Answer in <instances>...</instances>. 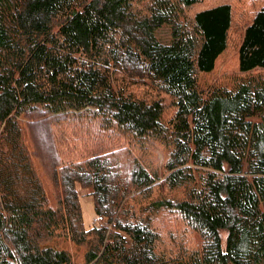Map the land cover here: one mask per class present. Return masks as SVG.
Wrapping results in <instances>:
<instances>
[{
  "label": "trees",
  "instance_id": "obj_1",
  "mask_svg": "<svg viewBox=\"0 0 264 264\" xmlns=\"http://www.w3.org/2000/svg\"><path fill=\"white\" fill-rule=\"evenodd\" d=\"M248 7L0 0V264H264V0ZM230 50L235 78L204 85ZM87 110L163 146V180L130 147L42 160L29 123Z\"/></svg>",
  "mask_w": 264,
  "mask_h": 264
},
{
  "label": "rangeland",
  "instance_id": "obj_2",
  "mask_svg": "<svg viewBox=\"0 0 264 264\" xmlns=\"http://www.w3.org/2000/svg\"><path fill=\"white\" fill-rule=\"evenodd\" d=\"M253 0H227L231 3L235 17L245 14L248 10V3ZM245 16V15H244ZM158 36L166 39L167 29L159 31ZM237 74V64L230 50L217 66L216 71L209 77L202 78L204 85L212 82H227L235 78ZM30 131L36 152L41 159L55 168V161L51 157L58 156V161L63 164L73 163L85 156L94 155L97 152L110 151L112 149H134L146 168L155 173L157 178L163 180L166 175L163 171L164 147L156 142L147 141L141 144H130V141L121 134L116 126L108 125L102 117L91 114L90 111L81 113H71L69 119L61 123H55L49 131L48 122L45 119H34L30 123ZM51 132V133H50ZM52 135V137H51ZM51 147L55 153H51ZM130 147V148H129ZM55 154V156H54ZM36 161L41 164V160ZM43 161V162H44ZM58 163V162H57ZM46 187L48 196H52L51 183L47 182ZM79 205L82 214V223L85 229L91 228L96 224L94 213L93 197L87 190L78 189Z\"/></svg>",
  "mask_w": 264,
  "mask_h": 264
}]
</instances>
